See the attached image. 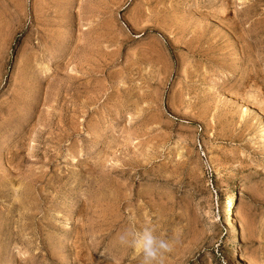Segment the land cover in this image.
<instances>
[{"label":"rangeland","instance_id":"374dc122","mask_svg":"<svg viewBox=\"0 0 264 264\" xmlns=\"http://www.w3.org/2000/svg\"><path fill=\"white\" fill-rule=\"evenodd\" d=\"M129 225L264 264V0H0V264H141Z\"/></svg>","mask_w":264,"mask_h":264},{"label":"clouds","instance_id":"9594fccd","mask_svg":"<svg viewBox=\"0 0 264 264\" xmlns=\"http://www.w3.org/2000/svg\"><path fill=\"white\" fill-rule=\"evenodd\" d=\"M121 246L133 248L141 257V264H165L180 242L179 237L165 238L153 226L137 227L129 225L117 235Z\"/></svg>","mask_w":264,"mask_h":264},{"label":"bare ground","instance_id":"6f19581e","mask_svg":"<svg viewBox=\"0 0 264 264\" xmlns=\"http://www.w3.org/2000/svg\"><path fill=\"white\" fill-rule=\"evenodd\" d=\"M234 220V219H233ZM234 222V221H233ZM236 223V222H235ZM234 225V224H233ZM237 225V224H236ZM236 226H234V228H235ZM235 233V232H234ZM238 233V232H237ZM237 236V235H236ZM239 238V237H238ZM238 240V239H237Z\"/></svg>","mask_w":264,"mask_h":264}]
</instances>
